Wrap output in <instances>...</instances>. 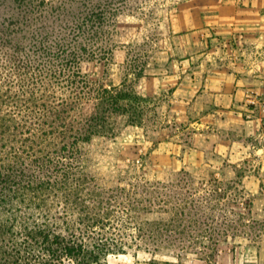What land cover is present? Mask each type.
Returning <instances> with one entry per match:
<instances>
[{"label": "trees", "instance_id": "obj_1", "mask_svg": "<svg viewBox=\"0 0 264 264\" xmlns=\"http://www.w3.org/2000/svg\"><path fill=\"white\" fill-rule=\"evenodd\" d=\"M82 1L0 0V264H108L128 252L208 262L231 231L211 229L207 210H235L237 180L183 168L150 180L130 166L106 185L83 164L93 139L118 135L142 99L132 76L144 74L113 84L81 72L82 59L114 61L116 48V8Z\"/></svg>", "mask_w": 264, "mask_h": 264}, {"label": "crops", "instance_id": "obj_2", "mask_svg": "<svg viewBox=\"0 0 264 264\" xmlns=\"http://www.w3.org/2000/svg\"><path fill=\"white\" fill-rule=\"evenodd\" d=\"M205 30L214 38H205ZM169 32L180 52L137 83L140 94L168 99L175 126L153 149L156 165L209 169L223 180L231 170L242 189L240 203L249 199L251 210L264 215V206L255 204L264 201V0H181ZM230 37L241 45L233 55L212 44ZM203 39L206 47L195 49ZM263 224L255 239L218 242L213 264H264Z\"/></svg>", "mask_w": 264, "mask_h": 264}, {"label": "rangeland", "instance_id": "obj_3", "mask_svg": "<svg viewBox=\"0 0 264 264\" xmlns=\"http://www.w3.org/2000/svg\"><path fill=\"white\" fill-rule=\"evenodd\" d=\"M93 1L102 5L109 3L112 8H116L114 33L112 35V43L115 44L116 48L113 53L114 61L92 58L81 60L80 70L90 79L118 84L125 72L142 69L143 74L155 73L159 71L156 68L165 67V64L168 63V57L180 52L179 39L170 34L169 24L171 14L174 13V9L178 8V2L181 0ZM79 2L83 1L79 0ZM204 32L206 33L205 38H214L210 30ZM217 38L212 40V44L214 43L216 48L226 46L231 55L235 53L236 48L241 46L238 38L230 37L222 41ZM204 42L205 39H203L202 44L195 45V49L205 48L206 43ZM125 59H128L127 69L122 67ZM132 81H129L132 82V88L138 92V86L134 83V76H132ZM140 95L142 99L139 104H129L126 114L121 117L123 119L119 117L120 121L117 120L119 133L115 138H95L85 147L83 164L86 166V170L90 174H95L99 178L98 180L106 185L115 184L119 178L126 177L124 176L125 171L130 166L137 169L146 168L148 173L146 177L150 180H153L154 176L166 178L170 171L156 165L153 153L156 143L175 128L170 119L169 101L167 98H163L162 94ZM133 116L137 118V122L128 124L126 120ZM196 171L198 174L204 173L203 168ZM134 173L135 171L131 175ZM226 174L227 179L236 180L235 172L228 170ZM230 184L232 187L235 185L232 182ZM243 202L244 205L239 203L236 206H228V208L233 207L235 210H225L224 208L207 210L211 219V229L217 232L227 228L231 231L227 236L220 237L219 242L230 236H248L255 239L257 235L262 233L264 215L258 216L256 210H251L252 205H250L249 199H243ZM255 204L264 206V201H258ZM22 210L27 209L22 208ZM204 241L209 244L211 239L207 238ZM188 256L189 262L192 260L194 264L207 263L198 260L193 254ZM151 258L158 260L157 264H163V261L168 259L167 256L152 257L143 252H138L135 255L128 252L109 255L107 263L151 264ZM214 260V256L209 258L208 264H213Z\"/></svg>", "mask_w": 264, "mask_h": 264}]
</instances>
